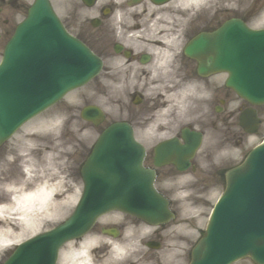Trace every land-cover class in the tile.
Instances as JSON below:
<instances>
[{
    "label": "flooded vegetation",
    "instance_id": "flooded-vegetation-1",
    "mask_svg": "<svg viewBox=\"0 0 264 264\" xmlns=\"http://www.w3.org/2000/svg\"><path fill=\"white\" fill-rule=\"evenodd\" d=\"M33 0H0V48L3 50L13 35L20 19L26 15ZM130 0H94L86 4L83 0H50L55 15L60 20L65 34L74 37L100 57V92H134L143 90L140 80L151 79L159 73L157 45L150 39V25L161 22L160 15L167 12L168 4H131ZM144 1V0H143ZM251 9L243 4L241 14L249 21L257 11L256 2ZM153 7L147 10L148 7ZM164 18V17H163ZM217 27L216 12L203 14L182 30L177 50L189 73L196 62L183 54L190 39L200 32H211ZM155 48V50H154ZM154 66V67H153ZM196 74V73H195ZM149 81V80H148ZM152 86V85H150ZM136 92V91H135ZM141 102V98H139ZM120 102V101H118ZM150 111V109L148 108ZM136 116H133V121Z\"/></svg>",
    "mask_w": 264,
    "mask_h": 264
},
{
    "label": "rangeland",
    "instance_id": "rangeland-1",
    "mask_svg": "<svg viewBox=\"0 0 264 264\" xmlns=\"http://www.w3.org/2000/svg\"><path fill=\"white\" fill-rule=\"evenodd\" d=\"M228 16L225 13H219L217 16L218 21H222L223 19H225V17ZM71 95V96H70ZM67 98H65V100L68 101V99L71 97L72 100H85L87 101H94L97 104H104L103 101H106L107 99H101L100 100V93H94L93 91L90 90H81V91H77V92H73L71 93ZM90 95L93 96V98H90ZM93 102V103H94ZM68 103V102H67ZM76 108H74V110L70 113L73 116V120L76 121L73 124L72 123H66V122H59L54 115L60 113V111L63 110L65 104L64 102L62 103L61 106H57L56 108H51L50 110L42 113L41 115H39L38 117H35L34 119L30 120L25 126H23L13 137L12 139L5 144V146H3L2 148H0V155L2 156L3 151L10 149L11 147H13L14 145H16L17 148L21 147V142L26 135L29 136L30 133L33 132H41V124L43 123H47L48 121H52L53 120V124L52 127L54 129H52L51 131L54 132V137H58V139L63 140V139H73V137L75 138V136L78 134V138H83V143L82 145H76L73 146L69 152V155L65 156V163L63 164V167L59 168V169H54V172H58L60 171L61 174L59 175V180L61 182V187H59V192L58 195L54 198L55 202H65V204L62 206V208L60 209L61 211H70V209H72L75 201L77 200L79 193H80V189H81V180L79 177V171H78V167H79V161L83 158L84 155H86L87 153V148H88V144L91 143L92 139H95V137L97 136V134L99 133V131L106 125H102L101 126H92L88 123H85L83 121H81L78 116V110H79V106L81 105V102L75 103L74 104ZM105 105V104H104ZM240 105L239 102L233 101L232 105H226L225 111L226 112H222L217 113V115L214 117L216 118V121H214V124L211 125V127L209 129H206V136H205V140H210V142L208 143L207 147H210L211 149L215 150L217 148H222L224 146H226V143L228 141L231 142L232 146L234 145L233 142L236 141V145L237 148H232L231 151L233 152V154L235 153L234 157L232 159L236 160L235 163H237L238 161H240V159L243 157V153L245 152L244 147L247 145L246 143L248 142V138L249 136H247V134L245 133H240L241 131L235 127L233 124L231 123L230 117L228 116V112H229V108L233 107V118L235 119L237 110L234 111V109ZM243 106L245 107L246 105L243 104ZM107 107V106H106ZM258 108V112L260 115V123L258 126V130L257 132L254 134V136H251V140L250 143H248L247 145V149L251 148L253 145L258 144L262 138L264 137V106H259ZM180 109V107H179ZM107 112L110 113V111H113L114 109H107ZM50 116H52L50 118ZM50 118V119H49ZM222 118L225 120H222ZM56 124V126H55ZM59 128V129H58ZM205 128H206V124H205ZM78 130V133H76L75 131ZM29 133V134H28ZM43 133H45L43 131ZM60 133V134H58ZM155 138V136H153ZM247 141V142H246ZM26 143H30V142H26ZM75 144V142H74ZM236 151V152H235ZM232 156V155H230ZM36 159V157H34ZM37 160V159H36ZM229 163V162H228ZM228 163H226L225 165H227ZM232 163V162H230ZM45 164L49 165V162H45ZM45 164H41L38 162V164L36 163L34 166H32L29 169V173H27V169L28 166L23 165V172H26V178L29 180L30 184H29V188H34L38 185V180H39V176L41 174V172L45 169H47V167L45 166ZM234 164V163H233ZM10 167V164H8L7 166L3 167V170H7ZM22 172V171H21ZM18 174H20V171L18 170ZM55 174L53 176H51V180L49 182V184H54L56 181L54 180L55 178ZM57 178V177H56ZM53 180V181H52ZM42 181V179H41ZM223 186V185H222ZM221 189L222 187H218V189ZM65 192V195H59L60 193ZM13 195H15L13 193ZM12 194H10L9 196L7 195V193H2L0 192V202L3 203L5 202L6 208H7V212L4 214L5 215V220H0V232L2 233L3 230H10L9 234L15 235V234H22L24 233L21 228L23 227L24 229L26 228L25 225L23 226V224L21 223V219H17V217L19 216L18 214L14 215L12 214V212H16V207L13 206V203L11 204V201H13L14 196ZM65 197V199H64ZM212 204H209L208 208L204 210L203 216L205 215V218L207 219V215L209 213V208ZM176 207V206H175ZM180 210V213L182 212L181 208L178 207ZM175 209V208H174ZM176 210V209H175ZM179 210H176L177 216L174 220V222L180 221L181 222V218L183 217L180 213ZM61 212V214L63 213ZM11 217V218H8ZM43 217L40 218L39 221V225H38V229L33 232H39L42 230H45L47 228H49L50 226L55 225L54 223L56 222H50V219L52 217H48V218H44V215L42 216H38ZM7 218V219H6ZM204 218L203 221H206V219ZM49 219V221H48ZM203 219V218H202ZM198 219H195V221L193 222L194 225L192 226V230L189 228V230H185L184 233L186 234L187 232H189L187 238L188 240H193L196 236V226L198 227L200 225V221ZM197 220V221H196ZM192 223V222H191ZM186 225V224H184ZM167 227V226H166ZM100 221L98 220L96 226L93 229V233H97L100 235ZM22 231V232H21ZM165 233V229H160V243L162 247H167V244L170 243V241L168 240L163 241L165 238H163V234ZM31 234H27V235H21V238L24 239L26 237H28ZM123 236L117 237L116 240L120 239V243L124 244L121 240ZM129 236L126 237V239H128ZM153 239L158 238V236H152ZM20 239V240H22ZM169 239V238H167ZM20 240H18L15 243H18ZM137 239H132L130 240V242L132 243V241H135ZM147 239L144 238V240H141V246L145 247L144 242ZM128 241V240H126ZM172 241V240H171ZM189 241V242H190ZM77 242V241H76ZM188 242V243H189ZM75 244V243H74ZM79 244V243H77ZM77 244L73 245V244H67L65 245L62 250L60 251V255L57 261V264H64L65 263V259L67 257V255H69L73 250H75L77 248ZM187 244L182 243V242H178L177 247H186ZM138 246V247H141ZM125 247V246H123ZM96 248V251H94L93 253H91L92 249ZM8 249V253H9ZM87 254L89 255V257L91 258L92 262L94 264L100 262V247H92L90 250L88 249ZM112 252V251H111ZM110 252V253H111ZM112 254H115V256L119 257L122 254H124L123 251L120 252H112ZM114 259V258H113ZM71 259H68L67 261H69ZM70 263V261H69ZM68 263V264H69Z\"/></svg>",
    "mask_w": 264,
    "mask_h": 264
},
{
    "label": "bare ground",
    "instance_id": "bare-ground-1",
    "mask_svg": "<svg viewBox=\"0 0 264 264\" xmlns=\"http://www.w3.org/2000/svg\"><path fill=\"white\" fill-rule=\"evenodd\" d=\"M215 1L217 4L227 3L229 0H182L184 6L190 5L193 6L197 2H205L206 4H211ZM240 1V0H238ZM208 12L210 11V7L207 8ZM186 12V11H185ZM165 40L169 39L168 37L164 38ZM169 41H173V39H169ZM163 53H161V56ZM164 57H168V52L164 53ZM41 132H33L28 133L30 136H25L22 142L21 147L17 148L16 145L8 149V154L12 155L14 160L22 162V153L24 151L27 152L26 155H40L39 161L37 163L49 162V165L45 164L47 169L43 170L38 177V185L34 188H29L30 183H26L23 180L8 178L5 175L3 167L9 164V161L5 158H1L0 160V183L5 184L11 189L3 190L8 193H16L14 196L13 206L16 207V212H12V214H18L19 218L23 220V226L25 225V229L22 227L21 230L24 232L22 234H9L8 230H3L0 232V244L7 246H11L15 242V240H19L21 235L23 234H31L35 232L39 227V214L44 215L45 217H52L50 222L58 221L65 214L67 215V210L64 212L60 209L65 204L64 202H55L54 197L57 196L59 192V187H61V182L59 180L60 171L57 173L54 172V169H59L63 167L62 163H65V156L68 148L71 143L69 139L60 140L54 137V132L51 131L54 129L52 124L49 122L43 123L40 126ZM43 131L45 133H43ZM60 134V133H58ZM30 142V143H26ZM22 151V152H20ZM9 156V155H8ZM27 164L29 167L33 166L35 160L30 158L27 159ZM55 174L54 180L56 181L54 184H49L51 180V176ZM42 179V181H41ZM53 181V180H52ZM176 191L175 198L177 202H179L181 209L184 213H189L193 209V201L190 198V192L181 184H178L174 189ZM62 194V193H61ZM65 195V193L63 192ZM65 199V197H64ZM6 202V201H5ZM5 202H0V219L4 218V214L7 212V208ZM38 210V211H37ZM61 212H63L61 214ZM65 213V214H64ZM21 231V232H22ZM151 230L147 226L138 225L136 226V230L133 229V236H140V234H149ZM100 236H85V238L79 243L78 248L73 250L69 255H67L64 264H94L87 254V250H90L92 247L91 244L95 240H99ZM168 240H172L170 246L174 247V241L179 237L175 234H171L168 236ZM115 250L120 251V248H115ZM68 259H71L67 261Z\"/></svg>",
    "mask_w": 264,
    "mask_h": 264
},
{
    "label": "water",
    "instance_id": "water-1",
    "mask_svg": "<svg viewBox=\"0 0 264 264\" xmlns=\"http://www.w3.org/2000/svg\"><path fill=\"white\" fill-rule=\"evenodd\" d=\"M24 28H26V27H24ZM229 39H231V35L229 34V33H227V34H225V33H223V37H222V41L221 40H217V43L216 44H223V42H224V40H229ZM204 41V40H203ZM206 41H212V40H206ZM200 42H202V40H200ZM212 42H214V41H212ZM200 44H202L201 45V49L203 48V46L204 45H207V43H205V42H202V43H200ZM223 56V55H222ZM218 61L217 62H219L220 63V58L218 57V59H217ZM232 63H230V62H227V68H230V66H232L231 65ZM225 67V66H224ZM0 80H1V75H0ZM2 81H3V75H2ZM240 84H241V82H239ZM257 101H260V100H257ZM89 114V113H88ZM95 114H97V112H95ZM87 115V114H86ZM85 115V116H86ZM5 132H3V135H1L0 136V142L8 135V133L7 134H4ZM123 139V135H121V134H119L118 132H114V130H108L106 133H104L103 135H102V137H101V139L99 140V142H101V144L100 145H102V147H101V149H106V150H108V151H115V149L119 146V142L121 141ZM195 147V144L192 146V149ZM122 148H124V151H126V149H125V147L124 146H122ZM106 158V156L105 155H100V158L98 159V162L100 163V166H98L97 168H99L100 169V171H105V172H107L108 170L107 169H109V170H113V169H115V165H116V161H110V160H106L105 159ZM247 160H250L249 158L247 159ZM248 165H249V162L248 161H246L242 166H240V167H238V168H235V169H233L232 171H230L229 172V174H228V176H227V189L230 187V185L236 180V179H238L239 177H241V176H243L244 175V173L246 172V170H247V168H248ZM87 168H89V167H87ZM86 168V169H87ZM134 178H136L137 179V181H138V183L144 188V186H143V182L141 181V180H139L136 176H134ZM146 187V186H145ZM148 192H149V190H148ZM149 200L150 201H152L150 198H149ZM153 203H155L156 204V206H155V210L153 209V211L152 212H145L144 210H141V209H138V210H136V211H133L134 213H136V214H139V213H141V214H144L147 218H144L145 220H147L148 222H158V221H163V218L164 217H162L163 216V213L161 214V216L159 217V218H156V214H158V215H160L159 214V210L158 209H160V210H162V209H164V211L166 212V213H168V211H167V209L165 208V206H163V203L164 202H162V201H159V202H155V201H152ZM164 205H165V203H164ZM73 221V220H72ZM72 221H70V223L72 222ZM73 223L78 227L79 226V224L78 223H80V221L77 219V217L75 218V220L73 221ZM78 224V225H77ZM81 230H83V228L82 227H80L79 229H78V231H81ZM59 232H54V233H52V234H50L51 236H49L48 237V243H50L52 240H53V237L55 236V235H57ZM43 240V241H42ZM44 240H47V239H45V238H43L42 237V239H41V241L42 242H44ZM205 245H206V242H205V239H203L196 247H199L197 250H196V252H198V253H200L201 251H202V249L205 247ZM23 254V253H22ZM22 256V255H21ZM16 258H18L17 256H16ZM15 259V258H14ZM207 260V262H208V259H206ZM206 260H204L203 259V261L200 263V264H206ZM11 264H15V261H13Z\"/></svg>",
    "mask_w": 264,
    "mask_h": 264
}]
</instances>
